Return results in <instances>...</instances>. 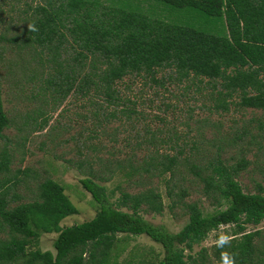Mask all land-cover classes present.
<instances>
[{"label": "trees", "instance_id": "1", "mask_svg": "<svg viewBox=\"0 0 264 264\" xmlns=\"http://www.w3.org/2000/svg\"><path fill=\"white\" fill-rule=\"evenodd\" d=\"M110 1L104 4L100 0H46L36 10L40 16L30 29L33 40L40 45L54 49L71 45L76 65L59 71V80L51 79L48 83L62 98L70 92L85 96L89 105L95 106L90 109L91 119L99 121V126L103 124L101 120L105 123L118 118V114L128 118L134 113L124 105L115 87L129 74L148 77L161 86L165 81L206 80L216 90L213 108L228 111V99L237 95L239 107L264 110V0ZM144 3L148 10H142ZM157 7L166 11L165 17L175 11L188 13L198 24L149 16ZM160 70L170 71L166 79L156 77ZM1 94L0 83V138H4L9 118L3 110ZM99 99L105 106L98 103ZM121 104L124 106L116 111ZM181 153L176 156L157 152L150 156L146 167H160V174L169 172L173 178L182 161L203 182L204 193L218 205H226L203 214L196 203L186 204L188 222L177 232L140 215L142 204L153 212L162 211L155 201L158 196L152 191L121 192L113 201L106 186L94 180L93 177L100 178L92 171L80 183L99 208L91 219L68 226L60 222L76 214L77 208L64 194L61 184L45 179L39 184L35 199L18 202L20 196L10 194L9 190L19 180L2 179L0 264H109L110 251L120 240V234L146 235L158 243L163 255L157 264H205L203 253L198 257L191 251L211 231L224 225L235 229L227 240L218 237V262L254 264L255 239L260 230L246 231V226L258 225L264 219V186L258 185L255 193L243 191L235 179L246 166L243 159L236 166H227L217 153L202 167L190 163L189 156L183 158ZM9 163L7 154L0 157V175L9 171ZM43 233H56L54 252L36 247ZM225 248L226 258L222 257ZM260 262L264 264V259Z\"/></svg>", "mask_w": 264, "mask_h": 264}, {"label": "rangeland", "instance_id": "2", "mask_svg": "<svg viewBox=\"0 0 264 264\" xmlns=\"http://www.w3.org/2000/svg\"><path fill=\"white\" fill-rule=\"evenodd\" d=\"M45 3L46 0H0L1 98L9 118L4 138H0V157L7 154L10 160L9 171L0 175V181L19 180L9 190L20 196L18 202L35 199L39 184L52 179L62 185L64 194L77 208V213L64 218L60 225L89 220L99 205L80 179L92 171L100 178L93 177L94 180L106 186L113 201L121 192L156 194L155 201L162 211L153 212L142 204L140 215L172 232L188 222L186 204L196 203L203 214L225 208V203L218 205L204 193L203 182L184 162L177 166L173 178L169 172L160 174V167H146L150 156L157 152L179 156L182 151L180 156H189L190 163L202 167L217 153L227 166H236L243 159L246 166L235 175L243 191L255 193L258 185L264 186V110L239 107L237 95L228 99V111L213 108L216 90L206 80L165 81L161 86L148 77L129 74L115 87L124 105L134 113L128 118L118 114V118L105 123L101 120L100 126L99 121L91 119L90 109L95 106H90L85 96L70 92L62 98L56 93L48 81L59 80L58 72L69 70L76 62L70 44L54 49L33 40L30 29L40 16L36 10ZM146 9L144 3L142 10ZM156 9L149 16L198 24L188 13L175 11L165 17L166 11ZM169 74L168 70H160L156 77L166 79ZM98 101L105 106L101 99ZM124 105L117 106L116 111ZM234 229L224 225L211 231L191 254L200 257L203 253L205 264H221L215 258L218 237L227 240ZM254 230H260L255 239L254 264H261L264 219L258 225L246 226V231ZM55 237L56 233H43L36 247L54 252ZM120 237L110 251L109 264H157L163 255L162 247L146 235ZM227 255L225 248L222 257Z\"/></svg>", "mask_w": 264, "mask_h": 264}]
</instances>
